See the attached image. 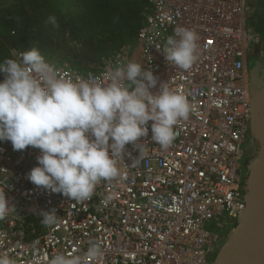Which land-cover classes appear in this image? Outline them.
I'll return each mask as SVG.
<instances>
[{"label": "built area", "instance_id": "built-area-1", "mask_svg": "<svg viewBox=\"0 0 264 264\" xmlns=\"http://www.w3.org/2000/svg\"><path fill=\"white\" fill-rule=\"evenodd\" d=\"M249 19L247 0H148L137 35L139 62L158 77L152 92L163 82L183 92L192 105L189 118L179 122L167 149L151 140L149 122L148 135L138 141L143 155L127 145L131 156L120 161L123 178L102 181L84 203L26 179L39 149L14 151L10 141H0V189L13 205L0 221V253L14 264H48L73 250L84 264H210L244 199ZM178 26L199 36L198 58L189 70L169 64L163 53ZM45 58L69 77L86 80H100L109 63L131 60L116 52L99 69L82 72ZM52 208L57 223L45 226L40 212ZM89 241L101 245L99 257L84 255Z\"/></svg>", "mask_w": 264, "mask_h": 264}, {"label": "clouds", "instance_id": "clouds-1", "mask_svg": "<svg viewBox=\"0 0 264 264\" xmlns=\"http://www.w3.org/2000/svg\"><path fill=\"white\" fill-rule=\"evenodd\" d=\"M48 22L57 26L55 16ZM198 40L194 29L176 27L163 49L165 60L189 70L198 58ZM0 74V141H10L14 151L39 149L37 165L26 179L79 203L91 200L102 181L123 178L120 161L131 156L127 145L143 155L138 141L148 135L149 122L151 140L167 149L178 134L177 125L192 111L183 92L166 82L152 92L158 77L135 60L109 63L100 80L73 79L38 47H30L18 58L0 61ZM12 206L0 189V221ZM40 216L45 226L58 220L55 208L41 210ZM102 251L98 242L89 241L84 255L97 258ZM0 264L14 261L0 253ZM48 264H84V256L75 250L58 253Z\"/></svg>", "mask_w": 264, "mask_h": 264}, {"label": "trees", "instance_id": "trees-1", "mask_svg": "<svg viewBox=\"0 0 264 264\" xmlns=\"http://www.w3.org/2000/svg\"><path fill=\"white\" fill-rule=\"evenodd\" d=\"M62 2L69 6L74 3L70 16H61ZM72 3L69 0H0V42L20 48L23 42L40 40L44 46L53 45L61 51L63 47L60 42L56 44V36L65 38L69 31L70 37L83 45L82 50L73 54L78 66L73 68L87 72L91 69L83 64L109 56L136 41L148 7V0H74ZM50 16L61 22L62 32L53 30V24L48 22ZM65 46L69 44L66 42Z\"/></svg>", "mask_w": 264, "mask_h": 264}, {"label": "water", "instance_id": "water-1", "mask_svg": "<svg viewBox=\"0 0 264 264\" xmlns=\"http://www.w3.org/2000/svg\"><path fill=\"white\" fill-rule=\"evenodd\" d=\"M247 1L251 120L244 161V199L210 264H264V0Z\"/></svg>", "mask_w": 264, "mask_h": 264}, {"label": "rangeland", "instance_id": "rangeland-1", "mask_svg": "<svg viewBox=\"0 0 264 264\" xmlns=\"http://www.w3.org/2000/svg\"><path fill=\"white\" fill-rule=\"evenodd\" d=\"M71 3L74 0H69ZM62 7L61 11V16L66 17L70 16L72 14V11L75 9L74 3L72 5H68L66 2H62L60 4ZM53 30L56 29L58 32H62L64 30V27H61V22L57 21V26L52 25ZM70 32L67 31L65 33V38L64 36H56V44L60 42V46L63 47V49L57 50L53 47V45L46 44L45 46L43 45V41L41 42L40 40H35L33 42H23L17 48L11 47L9 45H3L0 42V61H3L5 58H12L14 53L17 50H23L24 49H29L30 47H38L42 54L47 57L48 59L55 61L59 64H68L71 67L77 68L78 66L75 64L76 59L73 57V54L77 51H80V49L83 47V45H80L79 40H76L73 38V36L70 37ZM68 43L69 46L66 48L65 43ZM5 44V43H4ZM52 44V43H51ZM71 47V48H70ZM82 50V49H81ZM24 51V50H23ZM120 52L123 53L126 57H128L131 60L138 61L140 60L141 57V52H140V46L136 37V41L134 43H127L121 47L118 51L113 52L112 54ZM111 54V55H112ZM109 55V56H111ZM109 56H102L101 58H96L93 59L89 63L83 64V67L86 66L87 68L91 70H97L99 67H101V62L103 63L104 60L109 58ZM100 62V63H99ZM0 79H3V74H0ZM231 226H226L224 228V233L228 232Z\"/></svg>", "mask_w": 264, "mask_h": 264}]
</instances>
